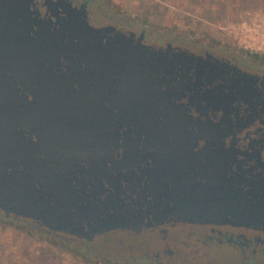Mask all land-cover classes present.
<instances>
[{
    "label": "water",
    "instance_id": "obj_1",
    "mask_svg": "<svg viewBox=\"0 0 264 264\" xmlns=\"http://www.w3.org/2000/svg\"><path fill=\"white\" fill-rule=\"evenodd\" d=\"M33 1L0 0V70L58 69L67 59L73 128L41 142L0 133V212L87 242L168 222L264 231V146L238 148L245 124L229 118L234 98L219 86L201 90L229 78L228 93L247 96V75L207 52L144 45L143 33L112 34L66 10L38 19ZM102 84L116 89L103 97L106 125L88 121ZM207 112L220 116L211 122ZM117 123L121 153L111 156Z\"/></svg>",
    "mask_w": 264,
    "mask_h": 264
},
{
    "label": "flooded vegetation",
    "instance_id": "obj_2",
    "mask_svg": "<svg viewBox=\"0 0 264 264\" xmlns=\"http://www.w3.org/2000/svg\"><path fill=\"white\" fill-rule=\"evenodd\" d=\"M63 10L78 16L91 27H110L112 34L131 33L132 38L136 39L143 33L141 43L144 45L163 48L169 45L173 50H186L201 56L207 52L225 63L230 72L238 71L247 75L245 85L250 89L247 96L242 92L231 95L235 89L231 94L228 93L229 78L214 81L211 85L204 84L201 90L219 86L221 88L218 90L223 89L221 92L234 98L227 107L229 118L239 126L245 124V127L235 134L238 148L242 149L247 144L254 148L264 146V63L259 56L251 58L237 53H215L208 49L209 47H198L191 41L183 43L187 45L184 46L176 37L164 36L148 40L149 33L145 27L135 31L131 24L120 20L117 14L106 6L104 0H34L31 7L34 17L50 18L52 21H55L56 17H65ZM51 13L55 16H51ZM58 64V69L26 70L23 67L19 68L18 65L16 68L7 66L0 70V133L7 142L18 137L24 138L28 134L33 140L41 142L46 134L65 136L71 133L73 93L72 86L66 85L69 84L68 60L61 56ZM107 85L102 84L94 88L95 92L100 94L97 95L100 101L90 105L92 113L97 110L96 120L91 116L88 119L90 122L99 121L106 125L103 108L109 105L103 97L108 95V91L116 92L115 85L113 88ZM239 96L242 99H239ZM185 102L186 99H181L176 104L184 105ZM186 114L191 120L198 117L192 108L186 111ZM219 116V113L207 112V118L211 122H216ZM200 119L205 120L203 116ZM114 133L117 139L110 145L111 156L121 153V149L115 150L121 141L118 123L114 125ZM261 156L264 160V148ZM0 218L21 222L35 232L53 234L29 219L15 217L12 214L5 216L2 212ZM63 237L72 241L79 240L65 235ZM96 237L106 245L124 247L128 251L133 249L139 253L127 257L118 264H192V261L198 264L202 263L203 259L209 264V258L224 259L228 264L264 262V231L237 226L168 222L139 231H108Z\"/></svg>",
    "mask_w": 264,
    "mask_h": 264
},
{
    "label": "rangeland",
    "instance_id": "obj_3",
    "mask_svg": "<svg viewBox=\"0 0 264 264\" xmlns=\"http://www.w3.org/2000/svg\"><path fill=\"white\" fill-rule=\"evenodd\" d=\"M104 1L135 31L145 27L148 40L176 37L181 45L191 41L215 53L259 56L264 63V0ZM72 243L64 245L21 222L0 218V264H118L139 254L97 237ZM209 261L228 264L224 259ZM201 262L206 264V259Z\"/></svg>",
    "mask_w": 264,
    "mask_h": 264
},
{
    "label": "trees",
    "instance_id": "obj_4",
    "mask_svg": "<svg viewBox=\"0 0 264 264\" xmlns=\"http://www.w3.org/2000/svg\"><path fill=\"white\" fill-rule=\"evenodd\" d=\"M9 221H11L13 223L14 222H18V221H13V220H9ZM35 233L46 234V236L49 239H52V240H55V241H60L64 245L73 244L71 239L65 238V237L61 236L60 234H47V233H44V232H35Z\"/></svg>",
    "mask_w": 264,
    "mask_h": 264
}]
</instances>
